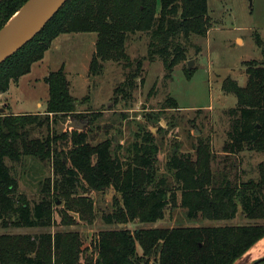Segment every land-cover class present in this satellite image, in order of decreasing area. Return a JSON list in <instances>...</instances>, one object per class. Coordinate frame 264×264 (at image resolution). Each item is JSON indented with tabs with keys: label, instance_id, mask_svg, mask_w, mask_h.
<instances>
[{
	"label": "trees",
	"instance_id": "trees-1",
	"mask_svg": "<svg viewBox=\"0 0 264 264\" xmlns=\"http://www.w3.org/2000/svg\"><path fill=\"white\" fill-rule=\"evenodd\" d=\"M26 1L0 0V30ZM210 28L208 0H68L30 42L0 64V92H7L12 82L30 73L61 34L97 33L90 66L94 74L105 60H129L125 42L137 32L148 36V60L159 58L165 68L172 69L186 58L189 39L206 35ZM258 43L264 54L263 41ZM247 74L244 86L231 77L223 82V90L234 93L238 100L227 112L230 129L224 151L228 155L244 149L264 154V60L251 62ZM130 77L124 83L129 88L134 86ZM44 80L49 87L44 114L0 113V220L4 226L52 225L51 201L30 204L7 164V159L20 163L28 156L52 159L55 173L68 187L76 186V175L94 190L114 187L121 195L122 208L103 216L106 224L123 223L124 213L142 223L164 218L174 197L154 171L157 146L143 138L133 145L131 162H127L112 153L107 140L91 145L86 131L74 129L57 135L51 127L59 118L88 115L76 111L77 100L65 65ZM36 129H45L47 134L35 136ZM63 140L71 146L58 150L55 145ZM196 153V158L175 154L167 162L180 184L187 217L195 219L202 214L207 219L228 220L237 215L240 206L245 217L263 223L156 227L135 232L117 226L98 235L94 241L97 256L86 255L84 260L78 231L2 233L0 264H149L145 258L155 252L158 258L154 264H236L264 237V159L256 166V176L234 180L225 169H213L214 156L206 144L201 142ZM251 264H264V257Z\"/></svg>",
	"mask_w": 264,
	"mask_h": 264
},
{
	"label": "rangeland",
	"instance_id": "rangeland-1",
	"mask_svg": "<svg viewBox=\"0 0 264 264\" xmlns=\"http://www.w3.org/2000/svg\"><path fill=\"white\" fill-rule=\"evenodd\" d=\"M208 12L211 17L208 33L193 35L187 45L186 58L172 69L165 68L159 58L148 60V36L137 32L125 42L129 60H105L93 74L90 66L96 52L97 33L62 34L46 52L45 58L34 63L29 74L11 83L6 95L11 107L0 111L44 114L49 96L44 78L65 65L71 93L77 100L76 111L88 116L59 118L52 125V131L57 135L74 129L86 131L91 145L107 140L111 143L112 153L127 162H131L133 145L142 142L143 138L149 139L158 150L154 165L156 176L166 181L174 197L164 218L142 223L138 219H129L124 213L123 223L106 224L103 216L122 208L121 195L114 187L94 190L79 175L73 179L76 186L68 187L62 176L55 173L52 159L28 156L20 163L7 159V164L18 178L20 193L30 204L51 201L52 225L19 228L11 224L4 226L0 220V234L78 231L83 241L84 260L86 255L97 256L94 241L98 235L117 226L135 232L156 227L263 223V220L245 217L240 206L237 215L228 220L207 219L202 214L195 219L188 218L187 210L181 204L180 184L167 165L175 154H189L196 158L201 142L214 156L213 169H225L234 180L256 176V166L264 159L263 153L250 149L236 155L225 153L230 129L227 112L237 106L238 100L234 93L223 90V82L228 77L246 85L251 62L264 60L258 43L259 40L264 43V0H208ZM190 60L195 62L191 69L188 68ZM129 76V81L134 82L131 88L124 84ZM39 102L42 105H38ZM75 120L87 125L84 129L74 128L71 123ZM46 134L45 129L34 132L35 136ZM70 146L66 140L55 145L63 151ZM252 251L242 255L236 264L253 263ZM139 252H142L140 247ZM157 258L155 252L145 259L154 264Z\"/></svg>",
	"mask_w": 264,
	"mask_h": 264
},
{
	"label": "water",
	"instance_id": "water-1",
	"mask_svg": "<svg viewBox=\"0 0 264 264\" xmlns=\"http://www.w3.org/2000/svg\"><path fill=\"white\" fill-rule=\"evenodd\" d=\"M67 1L27 0L0 30V64L30 42ZM194 63V60L188 61V68L191 69ZM86 125L80 120L71 123L78 129H84Z\"/></svg>",
	"mask_w": 264,
	"mask_h": 264
},
{
	"label": "crops",
	"instance_id": "crops-1",
	"mask_svg": "<svg viewBox=\"0 0 264 264\" xmlns=\"http://www.w3.org/2000/svg\"><path fill=\"white\" fill-rule=\"evenodd\" d=\"M68 34V33H67ZM62 35V34H61ZM60 35V36H61ZM59 37V36H58ZM57 37V38H58ZM56 38V39H57ZM55 39V40H56ZM54 40V41H55ZM54 41H53V43H54ZM53 43H52V45H53ZM52 45H51V47H52ZM50 47V48H51ZM50 48H49V50H50ZM48 50V51H49ZM47 51V52H48ZM47 54V53H46ZM46 54H45V56H46ZM45 56H44V58H45ZM43 58V59H44ZM42 59V60H43ZM41 60V61H42ZM34 66V65H33ZM33 66H32V68H33ZM29 74V73H28ZM25 76V75H24ZM23 77V76H22ZM20 80V79H19ZM18 80V81H19ZM17 81V82H18ZM10 91V89L7 91V92H5V93H1L0 92V105L1 104H3V105H5L6 107H2V105L0 106V111L1 112H4V110H7L8 108L7 107H11V105H10V102L8 101V99L6 98V95H7V93ZM38 105H42L41 104V102H39L38 103ZM12 113H15V114H21V113H35V111L34 112H31V111H28V112H22V111H14V110H12ZM263 242V243H262ZM254 248L256 249L257 248V250L256 251H252V250H254ZM251 251H252V253H251V257H252V259H253V261H256V260H258V259H260V258H262V257H264V237H263V239L261 240V241H259L258 243H256L254 246H252L251 247V249H250Z\"/></svg>",
	"mask_w": 264,
	"mask_h": 264
}]
</instances>
